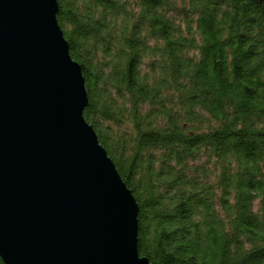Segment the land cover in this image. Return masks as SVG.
Instances as JSON below:
<instances>
[{
  "label": "trees",
  "instance_id": "1",
  "mask_svg": "<svg viewBox=\"0 0 264 264\" xmlns=\"http://www.w3.org/2000/svg\"><path fill=\"white\" fill-rule=\"evenodd\" d=\"M56 5L82 117L137 204L138 256L264 264V0Z\"/></svg>",
  "mask_w": 264,
  "mask_h": 264
},
{
  "label": "water",
  "instance_id": "2",
  "mask_svg": "<svg viewBox=\"0 0 264 264\" xmlns=\"http://www.w3.org/2000/svg\"><path fill=\"white\" fill-rule=\"evenodd\" d=\"M56 0H0L2 264H150L137 204L82 117Z\"/></svg>",
  "mask_w": 264,
  "mask_h": 264
}]
</instances>
